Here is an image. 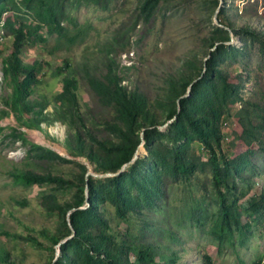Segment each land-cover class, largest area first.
Returning a JSON list of instances; mask_svg holds the SVG:
<instances>
[{
	"label": "rangeland",
	"instance_id": "obj_1",
	"mask_svg": "<svg viewBox=\"0 0 264 264\" xmlns=\"http://www.w3.org/2000/svg\"><path fill=\"white\" fill-rule=\"evenodd\" d=\"M146 1L0 3V126L4 128L0 132V251L5 254L4 264H53L56 247L51 237L64 238L66 226L58 214L44 209L43 201L49 202L48 196L57 194L59 203L65 204L73 201L75 193V188L57 191L54 185L25 186L16 180V174H51L79 181L85 166L94 179H105L94 175L99 174L96 160L78 154L93 148L96 159L103 157L98 145H91L90 137L109 146L119 143L117 133L109 129L119 125L116 107L97 94L94 82H105L111 78L109 71H116L123 86L153 103L164 125L169 121V108L174 106L172 95L182 90V80L194 82L204 77L205 59L215 47L211 43L224 31L230 41L215 42L225 48L217 56L219 70L238 86L239 95L222 117V140L216 155H224L232 163L230 176L224 177L222 161L218 160V173L223 178L219 186L216 184L214 154L199 141L183 148L184 161L195 167L193 175L176 174L171 150L177 143L168 129L161 130L166 134L156 142L152 159H161L164 164L155 180L158 188H151L152 206H145L142 213H133L127 220L117 218L110 203L103 206L102 213L108 233L128 247L151 248L153 264L264 261V0H224V16L218 15L217 20L236 30L234 44H228L229 31L215 23L217 8L211 0H159L149 14L142 10ZM40 3L54 6L66 29L62 36L51 33L43 22ZM7 21L10 28L4 26ZM11 29L26 33L21 60L27 67H37L28 101L36 113L43 112L45 121L39 127L20 125L5 104L11 87L4 78L3 59L10 55L15 40ZM242 29L260 36L244 34ZM65 77L77 80L82 119L56 102ZM211 80L218 81V77ZM34 116L24 110L26 120ZM13 129L23 133L25 140L19 139L20 134L15 139ZM76 132L85 145L77 142ZM34 144L70 162L34 150ZM145 145L139 150L141 161L151 157ZM222 199L235 217L231 230L223 225ZM27 237L36 238L43 247L32 245ZM130 255L135 256L133 252Z\"/></svg>",
	"mask_w": 264,
	"mask_h": 264
},
{
	"label": "trees",
	"instance_id": "obj_2",
	"mask_svg": "<svg viewBox=\"0 0 264 264\" xmlns=\"http://www.w3.org/2000/svg\"><path fill=\"white\" fill-rule=\"evenodd\" d=\"M4 0H0V3ZM30 4H35L34 0H27ZM159 0H147L142 8L143 12L149 14L153 11ZM218 8L219 0H211ZM53 3V2H52ZM39 12L43 15V22L48 25L51 33H57L62 36L66 29L59 22V16L54 9L48 5H43ZM222 9L219 13L222 14ZM5 27H11L10 21L4 23ZM227 27V26H226ZM236 34V30L232 29ZM228 27V28H229ZM229 28V29H230ZM15 35V40L12 44L10 55L3 59L4 78L9 81L11 87V96L5 101L9 111L15 115L18 123L26 127L40 126L42 121H45L43 112L36 113L34 104L28 101L32 90V82L37 79V67H27L21 60L24 41L27 38L26 33L21 29H11ZM242 33L258 38L260 35L250 29H242ZM219 34V32H216ZM230 41L227 32H223L220 37H214L211 45L216 46L215 42L226 43ZM225 49L224 46H218L217 50L210 52L211 58L206 62V73L204 77L193 85L189 98L180 101L181 112L178 113V100L183 97L188 91V88L193 83L191 80H182V90L172 95L174 106L169 108L168 120L177 116L176 122L173 124L172 130H168V135L177 143V146L172 149L171 153L175 156L174 167L172 169L176 174L193 175L195 167L189 165L184 160L183 148L190 142L199 141L205 145L213 156V166L215 168V180L219 186L222 181L221 174L218 173L220 168L219 161L224 168V177H229L232 170V163L226 159L224 155H216V147H220L222 140L221 125L222 117L229 103L236 100L239 95L238 86L230 83L229 79L219 70L218 54ZM111 78L105 82H94V88L97 94L106 99L107 103L116 107V113L119 120V125L115 127L109 126L114 133H117L119 143L106 145L90 137L91 145L97 144L102 158L96 159L94 149L88 151H78L83 157L90 161L96 160L97 173L108 174L118 173L125 164H128L133 159L137 148L141 145V134L144 132L145 146L148 149L151 157L148 160H138L129 171L117 176L105 179H94L90 177L89 185V204L86 210L79 208L86 205V175L88 171L84 166L83 173L80 174L79 181L64 179L59 176L40 175L32 172L26 174H16L15 178L18 182L25 186L29 185H54L55 190L73 189V201L61 204L58 201L57 194L48 196L51 201H43V207L46 211L53 215L58 214L66 226V233L63 236H71L72 231L69 227L67 216L70 211L76 209L70 215V222L76 232V236L62 245V257L55 264H153L154 257L151 255V248L139 249L136 247H128L115 240L108 231L109 226L106 223V218L102 213V208L106 203H110L115 209V214L120 220H127L133 213L143 212L145 206H152L151 188L155 185L159 167L163 165L161 159L153 160L155 157V144L160 141L166 134L158 129L161 125L158 119V113L154 110L153 103L142 93L130 92L127 87L122 85V79L118 77L116 71L110 70ZM114 73V75H112ZM218 77V81H212V77ZM173 79V78H172ZM172 84H177L171 80ZM77 80L74 77H65L63 79V91L56 98V102L62 106H67L74 111L75 115L81 118L78 110L77 99ZM175 87L173 88V93ZM24 110L30 111L31 114H36L35 118L30 121L24 117ZM4 113H8L5 111ZM82 119V118H81ZM70 128L73 123H69ZM74 129V128H73ZM4 130L0 126V132ZM15 139L20 134L18 129H13ZM78 143H83V138L79 132L74 133ZM19 139L24 141L23 133ZM185 141V142H183ZM181 142H183L181 144ZM179 145V146H178ZM34 150H43L39 145H31ZM49 157L62 159L52 150H43ZM65 160V159H62ZM70 162L68 160H65ZM152 164V168L150 170ZM146 169L143 170L142 166ZM224 196V193H221ZM221 211L223 213V225L226 228L232 229V223L235 220L231 209L226 200L222 199ZM256 203L252 205L253 212ZM98 227L101 229L98 230ZM62 236L53 235L51 241L56 247ZM26 240L32 245L43 247V245L34 237H27ZM151 247V246H150ZM131 252L134 253V258L131 257ZM5 254L0 251V264H4ZM6 264V263H5ZM261 264V263H257Z\"/></svg>",
	"mask_w": 264,
	"mask_h": 264
},
{
	"label": "water",
	"instance_id": "obj_3",
	"mask_svg": "<svg viewBox=\"0 0 264 264\" xmlns=\"http://www.w3.org/2000/svg\"><path fill=\"white\" fill-rule=\"evenodd\" d=\"M223 4H224V0H219V6H218V8H217L216 16H215V23H216L217 25H219L220 27H223L224 29H226L227 31H229V33H230V35H231V42L228 43V44H234L235 41H236V37H235L234 33L232 32V30L229 29V28L226 27V26L221 25V24L219 23V21L217 20V17H218V15H219L220 11H221V8H222ZM219 45H220V44H216V46L211 50V52L216 51ZM210 58H211V54H209V55L207 56V58L205 59V63L208 62V60H209ZM201 78H202V77H201ZM201 78L198 79V80H201ZM198 80L194 81V82L190 85V87L188 88L187 93H186L183 97H181V98L178 100V113L181 112L180 101H181L182 99H186V98H189V97H190V95H191V91H192V87H193L194 84H196V83L198 82ZM176 120H177V116H175L173 119L169 120V121H168L167 123H165L164 125H159L158 129H159V130H166V129H168V130H172V128H173V124H174V122H175ZM145 131H146V130H144V132H145ZM144 132L141 134V146H142V145L144 144V142H145ZM141 146H139V147L137 148V151H136V153H135L133 159L131 160V162H129L128 164H125V165L122 167V169H121L118 173H116V174L108 173V174H104V175L94 174V175H95L96 177H99V178H110V177H117V176H119V175H121V174H123V173L129 171V170L131 169V167H132V166H133V165L139 160V158H140V155H141V154L139 153V150H140V147H141ZM92 176H93L92 173H88V174L86 175V182H87V185H86V191H85V194H86V205H85L84 207L79 208V210H86V209L90 206L89 201H88V200H89V185H88V182H89V180H90V177H92ZM75 211H76V209H73L72 211H70V212L68 213V216H67V221H68L69 227H70V229H71V231H72V235H71V236H68V237H64V238H62V239L60 240L59 244L56 246V258H55L53 264L57 263V262L59 261V258L61 257V248H62V245L65 244L67 241L72 240V239L76 236V232H75V230L73 229V227H72V225H71V222H70V215H71L73 212H75Z\"/></svg>",
	"mask_w": 264,
	"mask_h": 264
},
{
	"label": "bare ground",
	"instance_id": "obj_4",
	"mask_svg": "<svg viewBox=\"0 0 264 264\" xmlns=\"http://www.w3.org/2000/svg\"><path fill=\"white\" fill-rule=\"evenodd\" d=\"M140 148H144L143 145Z\"/></svg>",
	"mask_w": 264,
	"mask_h": 264
},
{
	"label": "built area",
	"instance_id": "obj_5",
	"mask_svg": "<svg viewBox=\"0 0 264 264\" xmlns=\"http://www.w3.org/2000/svg\"><path fill=\"white\" fill-rule=\"evenodd\" d=\"M261 264H264V261Z\"/></svg>",
	"mask_w": 264,
	"mask_h": 264
}]
</instances>
